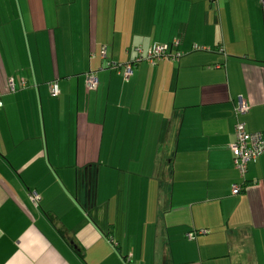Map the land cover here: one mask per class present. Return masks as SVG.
<instances>
[{"label": "crops", "instance_id": "0c3cea01", "mask_svg": "<svg viewBox=\"0 0 264 264\" xmlns=\"http://www.w3.org/2000/svg\"><path fill=\"white\" fill-rule=\"evenodd\" d=\"M239 99L264 133L261 0H0V264H264Z\"/></svg>", "mask_w": 264, "mask_h": 264}, {"label": "built area", "instance_id": "2783aa9c", "mask_svg": "<svg viewBox=\"0 0 264 264\" xmlns=\"http://www.w3.org/2000/svg\"><path fill=\"white\" fill-rule=\"evenodd\" d=\"M261 5L264 8V0H261ZM173 44L176 45V41H174ZM180 57L181 54L179 52L168 51V48L164 46H156L148 51L145 55H142L139 50H136V57L132 62L129 64H124L123 66H120L117 63H109V68L112 71L119 73L121 72L122 76L128 80L133 75V68L142 62H145L149 65H155L164 60L176 62ZM97 85V80L94 77H87V86L90 90L95 91L97 89ZM51 91L52 94H57V87L52 86ZM247 110V104L239 99L238 106L235 109V141L231 145L230 149L233 155L234 166L241 176L244 175L249 164L255 163L261 156L264 155V133L248 132L245 125L237 119V116L244 114L247 112ZM240 191L241 189L237 185H233L231 188V192L234 195L238 194ZM28 197L29 200L34 204L39 201V195L36 192H31ZM202 233L203 231L198 233H189L185 235V238L187 240H193L195 235H200Z\"/></svg>", "mask_w": 264, "mask_h": 264}, {"label": "rangeland", "instance_id": "374dc122", "mask_svg": "<svg viewBox=\"0 0 264 264\" xmlns=\"http://www.w3.org/2000/svg\"><path fill=\"white\" fill-rule=\"evenodd\" d=\"M4 7V6H3Z\"/></svg>", "mask_w": 264, "mask_h": 264}]
</instances>
